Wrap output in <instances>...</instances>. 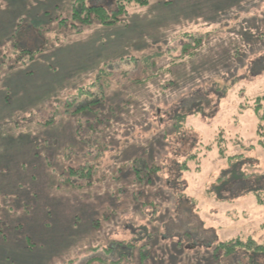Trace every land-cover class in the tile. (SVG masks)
<instances>
[{
  "label": "rangeland",
  "instance_id": "rangeland-1",
  "mask_svg": "<svg viewBox=\"0 0 264 264\" xmlns=\"http://www.w3.org/2000/svg\"><path fill=\"white\" fill-rule=\"evenodd\" d=\"M72 4L0 0V264H264V0Z\"/></svg>",
  "mask_w": 264,
  "mask_h": 264
},
{
  "label": "trees",
  "instance_id": "trees-1",
  "mask_svg": "<svg viewBox=\"0 0 264 264\" xmlns=\"http://www.w3.org/2000/svg\"><path fill=\"white\" fill-rule=\"evenodd\" d=\"M150 0H113V8L106 9L103 7H96V6H86L85 0H76V2L73 4L74 6V17L81 20V22L85 24H98L101 26H109V25H115L120 22L119 16L123 14H128L127 8L131 5H135L138 7H146L149 4ZM32 53L29 55L31 56ZM30 73V72H29ZM100 85L98 83L94 82L89 84L88 88L80 89L78 94L80 96H91L93 94V90L100 89ZM6 98L8 96H5ZM8 104V100L5 101V105ZM252 109L255 113L258 123H257V134L260 136V139L258 141L259 145L264 147V96L257 97L253 103H252ZM23 120V119H21ZM20 120V122H21ZM27 122H22L21 124H17V129L21 128ZM52 122L50 119H47L44 121L43 126H48ZM16 124V122H15ZM15 128V126H14ZM28 141H26V144ZM55 171V170H54ZM62 171V170H61ZM65 172H60V176L63 182H69L70 177L71 178H77L79 179L80 176L87 175V170H85L84 166H79L76 168L68 167L65 170ZM57 177V176H56ZM58 181V179H56ZM264 194V193H263ZM257 202H263L264 203V197L261 198L260 195H257ZM20 226V225H19ZM251 242V241H250ZM252 243V242H251ZM230 246H239L241 245V242L239 240H232L229 242ZM261 250H264V246H260Z\"/></svg>",
  "mask_w": 264,
  "mask_h": 264
},
{
  "label": "crops",
  "instance_id": "crops-1",
  "mask_svg": "<svg viewBox=\"0 0 264 264\" xmlns=\"http://www.w3.org/2000/svg\"><path fill=\"white\" fill-rule=\"evenodd\" d=\"M75 2H76V0H73V4H74ZM109 2L111 3V0H109ZM73 4H72V5H73ZM111 5H113V3H112ZM89 6L102 7L101 5H94V4H92V2H90ZM103 8H104V7H103Z\"/></svg>",
  "mask_w": 264,
  "mask_h": 264
}]
</instances>
